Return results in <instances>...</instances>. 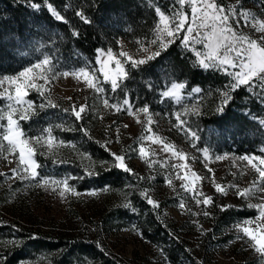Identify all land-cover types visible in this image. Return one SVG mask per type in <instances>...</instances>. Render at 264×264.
<instances>
[{"label":"rangeland","instance_id":"374dc122","mask_svg":"<svg viewBox=\"0 0 264 264\" xmlns=\"http://www.w3.org/2000/svg\"><path fill=\"white\" fill-rule=\"evenodd\" d=\"M161 1L166 6V10L158 6L155 7L157 18L150 38L135 42L119 38L108 48L97 51L95 65L86 62L83 66L75 69L78 72L80 68H85L90 75L98 76L99 79L94 82L104 89L102 93H97L95 89H89L82 76L77 77L72 74L71 70L73 69L59 70L49 57L47 58L51 63L44 68L51 69L46 72L50 82L37 76L34 82L41 87V91L28 89V94L31 92L43 94L50 102L68 108L72 113H74L73 109L78 111L81 106H85L81 119L84 120L87 131L106 147L111 157L108 160L93 158L84 152L77 143L59 137L55 130L62 128L57 125L70 128V125L64 121H57L44 128L52 129L53 149L48 152L46 145L41 147L33 142V146L37 148V154L41 155L40 153L44 152L46 154L42 156L53 161L73 162L83 170L95 173L99 169L111 167V161L114 159L112 153H117L125 156V163L131 169L129 173L135 175L136 181L120 187L104 185L81 190L78 188V183L81 177H85L82 173L64 171L61 174H42L38 169L40 175L36 180H22L19 177L14 178L11 172L18 161V155L5 151L0 155V214L39 232L69 237L89 236L127 264H173L157 246L143 237L136 217L132 216V212H135L133 208L136 209V207L131 194L141 187L142 190L147 189L149 195L157 203L160 201L167 203L161 210V217L175 228L177 235L186 241L192 252L200 259L201 264H264V251H258V246H253L254 242H250L247 238L237 239V236L242 234H239L234 227L237 223L248 219L253 221V224L248 226L256 229L255 221L259 217V210L249 208L248 204H264V191H258V189L264 188V181H261L258 174L250 167H246L247 162L240 159L245 155L230 151H217L204 139H201L197 133L196 139L191 137L190 133L196 132L194 118L203 107L199 93L192 91L199 87H193L187 92L185 88L180 89L179 100H177L176 97L163 95V92L171 90L172 84L183 83L171 82L160 93L161 98L171 100L170 109H167L168 107L162 108V110L149 109L145 115L139 111L143 107H135L130 102L125 105L124 100L118 103L111 101L108 92V89H111V84L105 82L98 71L101 67L99 61L106 60L108 49L113 51L114 57L121 61L124 69L125 64L131 61L127 57L119 56L120 52L127 53L133 60H146L148 55L162 49L158 46L159 40L155 45L151 43L163 28L156 8L169 17L170 27L178 22L179 13L186 15L189 20L192 18L190 0H185L184 5H181L179 0ZM216 3L224 7L226 13L230 15L229 24L238 34H245L255 39L264 35L258 30L264 26V0H216ZM229 9L235 10L237 16L232 17L228 12ZM240 13H246L247 19L239 15ZM174 16H177L176 20H173ZM184 34L181 32L178 36ZM167 39L165 38L166 43ZM192 47L190 45L187 50H190L195 56ZM195 47L197 50L204 51L200 45ZM144 48H147L148 52H144ZM101 51L104 52L103 56L100 55ZM44 58L26 67L40 63ZM25 68L15 74H1L0 80H3L5 76H18ZM109 70H115L114 63L109 64ZM237 70L229 68V71ZM64 71L69 72L67 77L61 75ZM248 87L255 94L264 95L262 92L264 83L254 80L252 86ZM5 88L10 89L14 94V86H10L7 81L0 85V92H3ZM104 99H108L109 105H117L119 110L111 106L105 107ZM25 100L33 104L27 96ZM7 103L6 99H0V106L6 107ZM177 113H180L183 124L176 120ZM149 116L152 118L151 125L147 123ZM14 118L19 119V114ZM3 123L6 126V119ZM126 125L127 127H125ZM149 127L151 128L150 132L148 131ZM186 132L188 135L185 134ZM27 135L30 137L47 136L41 131ZM148 136H152V140H148ZM60 141H64V144H60ZM4 143L6 144V142ZM140 147L146 149L147 156H140ZM173 151L183 152L185 159L180 160L178 156H173ZM205 152H207V156H205ZM248 156L264 158V153ZM10 161L11 163H9ZM106 161L109 163L105 164ZM179 165L184 167H173ZM192 172L199 175L201 179L195 180ZM183 176H187L188 180L179 178ZM42 178L56 180L70 178L69 186L75 189L78 194L65 192L61 196L60 192L64 190L63 185L50 184L37 187V182ZM169 179L172 181L171 185L168 183ZM184 184L192 186L193 192L182 187ZM216 184H220L225 189V193H217L215 191ZM244 188H249L252 195L239 196L237 189L243 190ZM102 189H107V191ZM93 191L97 194L89 195ZM199 193H203V196L200 197L201 200L210 196L213 202L209 205L203 203L197 205L193 196ZM129 203L132 207L125 206ZM181 203L185 205L183 209L179 207ZM215 206L254 209L256 214L225 224L219 230L212 232L209 230L208 216ZM204 212H208V215L205 216ZM134 228L135 230H133ZM45 259L46 256H43L35 260H23L18 264H39ZM85 264H92V262L86 260Z\"/></svg>","mask_w":264,"mask_h":264},{"label":"trees","instance_id":"16d2710c","mask_svg":"<svg viewBox=\"0 0 264 264\" xmlns=\"http://www.w3.org/2000/svg\"><path fill=\"white\" fill-rule=\"evenodd\" d=\"M34 4L38 7L34 8ZM48 4L63 20L52 15ZM156 6L166 10L161 0H0V75L15 74L43 57H49L59 70L76 69L86 62L95 65L97 51L119 38L129 42L150 38L157 18ZM160 53L135 68L127 62V76L118 80L120 86L116 91L108 89L111 101L128 99L135 107L170 109L171 100L161 98L160 94L168 84L183 82L186 92L199 87L203 107L194 118V130L199 137L217 151L239 155L264 153V95L255 94L248 86L229 90L230 76L221 70L201 68L179 38ZM225 91L231 97L227 104L223 103ZM27 98L33 102V111L29 119L19 121L24 132L32 135L64 121L70 128L56 129L59 137L77 143L93 158L110 159V152L90 135L84 120H77L70 109L37 92L29 93ZM35 158L42 174H84L78 183L81 190L104 185L120 187L136 181L134 174L114 167L99 169L89 176L76 163L53 161L39 154ZM142 189L134 190L131 198L136 207L132 216L136 217L143 237L173 264H201L175 228L161 217L167 203L160 201L159 208L153 210L140 195ZM255 214L254 209L215 206L208 216L209 230L217 231L225 224ZM43 256L46 259L39 264H85L86 260L92 264H127L89 236L39 232L0 214V264H18Z\"/></svg>","mask_w":264,"mask_h":264},{"label":"snow or ice","instance_id":"6c2138e0","mask_svg":"<svg viewBox=\"0 0 264 264\" xmlns=\"http://www.w3.org/2000/svg\"><path fill=\"white\" fill-rule=\"evenodd\" d=\"M179 3L184 5L185 0H179ZM190 3L192 18L189 20L186 15L179 13L178 22L172 27L169 26V17L164 15L159 8H156L157 13L160 15V24L163 25V28L160 29L156 39H153L151 43L155 45L157 44V40H159L158 46L162 49H166L168 45L179 38L186 49L192 45V51L195 52L196 60L201 68L222 70L232 78L227 86L229 90L234 91L241 86H252L254 80L264 83V35L255 39L245 34H238L237 31L233 29V26L229 24L230 15L226 13L224 7L216 3V0H190ZM32 6L34 8L38 7L35 4ZM47 7L57 20H63V17L56 12L51 4H48ZM228 12L231 13L232 17L237 16V12L233 9H229ZM78 15H81V19H84L82 14L78 13ZM239 15L247 19L246 13H240ZM176 19L177 16H174L173 20ZM85 22L87 23L88 21L85 20ZM258 30L264 33V26H261ZM181 32L185 34L178 36ZM165 38H168L167 43L165 42ZM196 45L202 46L204 51L197 50L195 47ZM143 51L148 52V49L144 48ZM100 55L103 56L104 52L101 51ZM160 55V51H156L148 55L147 60H151ZM119 56L127 57V59L131 61V66L134 68L146 63L145 59L133 60L132 57L125 52H120ZM50 63V60L45 57L40 63H36L31 67H26L18 76H5L3 80H0V85L7 81L10 86H14V94L8 88L0 92V99H6L8 101L6 107L0 106V155L5 151L13 155H18V161L15 167L11 169L14 178L19 177L22 180L34 181L40 175L37 169L41 167V165L37 164L34 158L37 155V148L33 146V142L41 147L46 145L48 152H51L53 149L54 137L52 136L51 128L41 130L42 133L47 134L46 137L44 135L30 137L19 126V121L29 119L33 111V104L25 100L28 89L41 91V87L34 82L37 76L46 82H50V78L46 75V72L51 69L44 68V66ZM99 63L101 65L98 70L100 76L103 77L105 82H110L111 89L116 91L120 86L118 84V79L127 76V72L122 66L121 61L114 57L111 49H108L106 60H100ZM111 63L115 64L114 71L109 70V64ZM229 68L238 70L233 72L229 71ZM71 71L72 74L77 77L82 76L84 83L89 89H95L97 93H102L104 91L102 87H99L98 84L94 82V80H98L99 77L94 74L90 75L89 71H86L85 68H80L78 72L75 69ZM61 75L67 77L69 72L64 71ZM183 88H185L183 83H174L171 85V90L163 92V95L165 97H176V99L179 100V90ZM192 91L199 93L200 89L195 88L192 89ZM262 92H264V89H262ZM222 95L224 97L223 103L227 104L231 99L228 91L223 92ZM123 103L128 105L129 100L124 99ZM103 104L105 107L111 106L119 110L117 105H109L108 99H104ZM219 110L222 111L223 109L221 108ZM84 111L85 106H81L78 111L73 109L77 120L81 119V114ZM139 111L147 115L149 108L145 106L140 108ZM17 114H19V119L14 118ZM129 114H132L130 109ZM5 119L7 121L6 126L3 123ZM176 120L180 121L181 124L184 123L181 120L180 113H177ZM137 122H139V120H137ZM147 123L148 125L152 124V118L150 116L148 117ZM57 127L65 131L69 130L63 128L61 125H57ZM125 127H127V125ZM148 131H151L150 127ZM185 134L188 135L187 132ZM85 135H87V132H85ZM190 135L193 139L197 138V134L194 131L191 132ZM147 139L152 140V136H148ZM4 142H6V144ZM59 143L64 144V141H60ZM40 154L44 155L46 153L41 152ZM139 154L141 157H145L148 155V152L144 147H140ZM112 156L114 159L111 161V167L121 169L126 173L131 171L125 163L124 155L112 153ZM173 156H178L180 160L185 159V154L183 152L173 151ZM205 156H207V152H205ZM217 159H219V157H217ZM240 159L247 162L246 167H250L258 174L260 180L264 181V158L245 155ZM9 163H11V161ZM104 163L108 164L109 162L106 161ZM173 167L179 168L184 166L179 165ZM88 175H95V173L89 171ZM192 176L195 180L201 179L195 172H192ZM179 178L185 181L188 180L187 176ZM69 179L56 180L42 178L41 181L37 182L36 186L44 187L50 184L56 186L63 185L64 190L60 192L61 196H63L65 192L78 194L75 192V189L69 186ZM168 183L171 185V179L168 180ZM182 187L186 188L189 192H193V187L189 186V184H184ZM102 190L107 191V189ZM215 191L217 193H225V189L221 187L220 184L215 185ZM258 191H264V188H260ZM96 194L95 191L89 193V195ZM237 194L241 197H245L251 196L252 192L249 188H244L243 190L237 189ZM140 195L146 199L147 204L152 206L153 210L159 208V204L149 195L147 189L140 191ZM202 196L203 193H199L198 195L194 194L193 199H195L197 205L201 203L209 205L213 202L210 196L204 197L201 200L200 197ZM125 206L132 207L130 203ZM179 207L183 209L185 205L181 203ZM248 207L259 210V217L255 221L257 227L255 230L249 227L248 225L253 224V221L248 219L243 220L242 223H237L234 227L239 234H242L238 235L237 239L243 240L247 238L250 242H254L253 246H258V251H264V223H261V221H264V204L249 203ZM133 211H135L134 208ZM204 215L207 216L208 212H204ZM133 230H135V228Z\"/></svg>","mask_w":264,"mask_h":264}]
</instances>
